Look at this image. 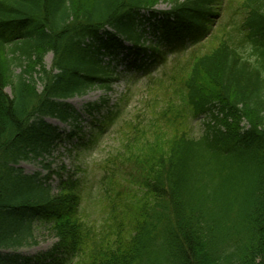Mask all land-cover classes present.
<instances>
[{
    "label": "trees",
    "instance_id": "obj_1",
    "mask_svg": "<svg viewBox=\"0 0 264 264\" xmlns=\"http://www.w3.org/2000/svg\"><path fill=\"white\" fill-rule=\"evenodd\" d=\"M161 2L170 10L157 19ZM146 20L178 56L116 131L119 147L100 164L103 219L91 224L73 181L56 196L49 177L15 166L62 139L45 117L78 123L65 101L112 91L104 57L124 40L138 53ZM107 26L115 32L103 37ZM121 113L107 109L100 130ZM201 116L208 120L194 138ZM38 220L57 237L53 249L34 260L4 256L35 244ZM11 261L264 264V0H0V264Z\"/></svg>",
    "mask_w": 264,
    "mask_h": 264
},
{
    "label": "rangeland",
    "instance_id": "obj_2",
    "mask_svg": "<svg viewBox=\"0 0 264 264\" xmlns=\"http://www.w3.org/2000/svg\"><path fill=\"white\" fill-rule=\"evenodd\" d=\"M157 9L168 10L169 5L166 2H161ZM166 57L170 63L175 55L169 53ZM52 60V55L46 57L45 63L48 69L52 65ZM174 64L175 62H171L164 69L162 66H154L146 74L134 67L126 70L120 80L113 83L111 93L96 88L90 90L85 96L65 101L64 103L71 105L80 116L78 123L72 121L62 123L56 117H45L44 122L58 128L62 134V139L56 142L49 154H44L39 158L32 156L27 161H21L15 168L21 169L23 174L27 176L36 175L44 180L49 177L48 185L56 196L60 195L63 181H73L80 196L81 216L91 224L97 222L100 224L106 202L101 185L100 164L119 147V139L116 133L119 127L123 126L126 121L135 118L142 109L147 98L146 86L148 81L153 78H160ZM124 69L125 66H123ZM16 72L19 73L20 70L18 69ZM39 89L42 90V87L39 86ZM6 92L11 94L10 89H7ZM103 98L108 99L109 102L106 108L112 110L118 105L121 106L122 113L112 127L100 130L98 121L107 115L105 114L106 109L102 113L89 115L86 113V108L88 104L99 103ZM201 120L206 119L202 117L200 120H194L191 124V135L194 138H199L203 133L204 122ZM72 133H74V137L68 138ZM47 166H50V171L47 170ZM33 233L35 244L17 251H2V254L8 258L19 257L34 260L50 252L58 243L49 223L36 221ZM10 264L22 263L11 261Z\"/></svg>",
    "mask_w": 264,
    "mask_h": 264
}]
</instances>
